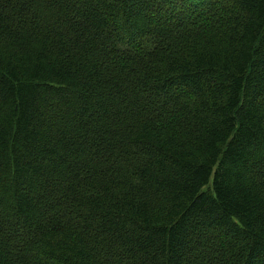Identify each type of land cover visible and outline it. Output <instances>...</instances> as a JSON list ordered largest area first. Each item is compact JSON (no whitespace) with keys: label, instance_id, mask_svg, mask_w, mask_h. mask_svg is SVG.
Masks as SVG:
<instances>
[{"label":"trees","instance_id":"1","mask_svg":"<svg viewBox=\"0 0 264 264\" xmlns=\"http://www.w3.org/2000/svg\"><path fill=\"white\" fill-rule=\"evenodd\" d=\"M0 264H264V0H0Z\"/></svg>","mask_w":264,"mask_h":264}]
</instances>
